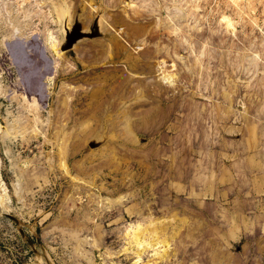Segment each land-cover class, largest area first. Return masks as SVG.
Instances as JSON below:
<instances>
[{"label": "rangeland", "instance_id": "obj_1", "mask_svg": "<svg viewBox=\"0 0 264 264\" xmlns=\"http://www.w3.org/2000/svg\"><path fill=\"white\" fill-rule=\"evenodd\" d=\"M241 1L256 26L227 0H0V264H132L145 243L264 264V0Z\"/></svg>", "mask_w": 264, "mask_h": 264}, {"label": "bare ground", "instance_id": "obj_2", "mask_svg": "<svg viewBox=\"0 0 264 264\" xmlns=\"http://www.w3.org/2000/svg\"><path fill=\"white\" fill-rule=\"evenodd\" d=\"M230 4H231V6H233V8L235 9V11H236V15H237V17L238 18H240V19H242V17H244V16H247L248 17V21H250V23L252 24V25H254V26H256V23H255V19L253 18V17H251V16H249L248 15V13H246V12H244L243 11V4H242V2L243 1H241V0H227ZM217 2V1H216ZM215 2V3H216ZM248 2H250V0L249 1H247L246 3L248 4ZM22 3V2H21ZM218 3V2H217ZM216 3V4H217ZM39 5V4H38ZM217 6V5H216ZM246 6V5H245ZM39 7V6H38ZM247 8V7H246ZM241 14L243 15L244 14V16H241ZM251 15V14H250ZM254 15V14H253ZM256 21H257V19H256ZM219 22H220V24L223 26V28H224V30L225 31H228V32H233L235 29H234V24H235V22L236 21H234L233 20V18H230L228 15H225V14H220V16H219ZM262 23H263V26H264V17H263V19H262ZM237 24V23H236ZM236 28V27H235ZM258 29V28H257ZM247 30V29H246ZM241 31V30H240ZM259 32L261 33V38H262V43H261V49H262V51L264 52V29L262 30L261 28H260V30H259ZM258 32V33H259ZM231 33H230V35H231ZM259 33V34H260ZM226 34H227V32H226ZM229 34V33H228ZM232 36V35H231ZM48 39H51V38H53L52 37V34H48V37H47ZM47 39V40H48ZM50 41V40H49ZM50 43V42H49ZM252 46V45H251ZM250 46V47H251ZM258 47H259V45H258ZM193 49V48H192ZM250 50V49H249ZM261 51V52H262ZM171 55H173V53L171 52ZM253 55H255V54H253ZM259 55V54H258ZM257 55V56H258ZM263 56V55H262ZM177 58V57H176ZM251 58V57H250ZM255 58H257L256 56H255ZM249 60V59H248ZM194 61V60H193ZM164 62V61H163ZM162 61H159V62H157V65H159V67L157 68V70L158 69H160V71H161V73H162V71H163V68H162V63H163ZM173 65V64H172ZM148 66V65H147ZM152 66V65H151ZM156 67V66H155ZM164 67V66H163ZM171 67V66H170ZM173 67V66H172ZM165 68V67H164ZM160 71H158V72H160ZM156 77V76H155ZM172 77V75L171 74H169L168 72H166V73H164V71H163V73L160 75V81H166V82H170V81H172V79H170ZM173 78V77H172ZM158 82V81H157ZM159 83V82H158ZM161 84V83H160ZM174 84V83H173ZM173 84H170V85H173ZM168 86H169V84H167ZM158 86V85H157ZM159 86H161V85H159ZM167 86V87H168ZM162 87V86H161ZM29 95V94H28ZM193 96V95H192ZM191 96V97H192ZM226 96V95H225ZM193 98V97H192ZM36 101V100H35ZM215 105V104H214ZM203 107V106H202ZM0 184L3 186V181L2 180H0ZM0 189H2V187L0 188ZM1 191V190H0ZM5 192V191H4ZM2 195H4L3 194V192H2V194H1V192H0V198H2L3 196ZM5 196V195H4ZM130 224V225H129ZM133 225V224H132ZM131 225V223L130 222H127V224L125 225V227H124V229H125V231H124V233L126 234L125 235V239L127 238V237H129L130 238V240L131 239H133V238H131V237H133V235H134V233H135V231L139 228V227H137V228H135V227H133ZM143 231H145L146 232V230L145 229H143ZM151 231V230H150ZM150 231L148 232V233H150ZM144 232V233H145ZM152 232V231H151ZM147 232H146V234H148ZM153 233V232H152ZM152 233H150V234H152ZM136 234V233H135ZM138 235H142V234H138ZM137 236V235H136ZM147 236V235H146ZM135 237V236H134ZM141 237V236H140ZM129 238H127L128 240H129ZM150 235H148V237L147 238H145V239H149V241H150ZM136 239H137V237H136ZM143 239V238H142ZM141 239V240H142ZM151 239H153V237L151 238ZM127 241V240H126ZM138 241H140V240H138ZM143 241V240H142ZM148 241V240H147ZM146 241V242H147ZM152 241V240H151ZM144 242V241H143ZM142 242V243H143ZM153 242V241H152ZM131 243V241L129 242V244ZM137 243L139 244V242H137L136 241V245H137ZM151 243V242H150ZM146 244L148 245V247H146ZM156 244V243H155ZM128 245V244H127ZM135 245V246H136ZM141 245V244H140ZM132 246H133V244H132ZM144 246H145V248H143V246H142V252L141 253H138L139 251V247H141V246H137L138 247V250L137 251H135V252H137L138 254L134 257V259H133V261L131 262L132 264H156L157 262H155L153 259H151L152 258V256L154 257V255H155V253H157L155 250L157 249V251H158V248H154V249H152L153 247H151L150 245H149V243H145L144 244ZM150 246V247H149ZM137 247H134V249H136ZM157 247V246H156ZM130 249V248H129ZM133 252V251H132ZM134 252V255L136 254ZM154 252V255L153 254H151V253H153ZM160 252V251H159ZM129 253V252H128ZM139 254L140 255H147L148 257H150V259L149 260H146V261H144V262H142L143 260V258L142 257H140L139 256ZM158 257H161V256H159V255H157ZM156 259V258H155Z\"/></svg>", "mask_w": 264, "mask_h": 264}, {"label": "water", "instance_id": "obj_3", "mask_svg": "<svg viewBox=\"0 0 264 264\" xmlns=\"http://www.w3.org/2000/svg\"><path fill=\"white\" fill-rule=\"evenodd\" d=\"M84 36V33L79 31L78 26H74L69 32L65 34V43L63 45V49L69 48L71 44L79 37ZM14 219V218H12ZM16 221V219H14Z\"/></svg>", "mask_w": 264, "mask_h": 264}]
</instances>
